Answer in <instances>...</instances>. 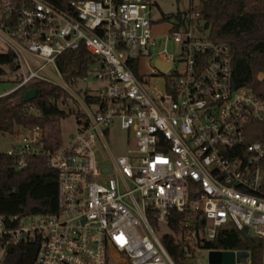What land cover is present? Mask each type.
I'll use <instances>...</instances> for the list:
<instances>
[{"label": "built area", "instance_id": "2783aa9c", "mask_svg": "<svg viewBox=\"0 0 264 264\" xmlns=\"http://www.w3.org/2000/svg\"><path fill=\"white\" fill-rule=\"evenodd\" d=\"M151 5L0 0V46L14 53L18 73L0 97L37 81L61 87L49 67L60 74L57 58L82 46L97 59L93 80L104 83L88 90L92 102L61 83L84 111L75 114L69 142L45 151L58 173V212L31 217L29 225L30 216L0 214V264L23 241L37 245L34 264H175L153 223L168 225L172 209L186 214L187 252L196 254L197 244L228 224L264 239V144L246 137L250 121L264 122V100L233 87L231 48L199 32L197 10L184 13L185 25L175 28L178 20L155 36ZM145 57L154 61L151 74L140 71ZM132 60H139V76ZM156 61L167 64L164 71ZM159 78L161 89L153 82ZM115 125L127 138V153L118 157L106 142ZM20 137L8 155L39 153L38 127ZM234 251L247 254L236 264L252 263L250 250Z\"/></svg>", "mask_w": 264, "mask_h": 264}, {"label": "trees", "instance_id": "16d2710c", "mask_svg": "<svg viewBox=\"0 0 264 264\" xmlns=\"http://www.w3.org/2000/svg\"><path fill=\"white\" fill-rule=\"evenodd\" d=\"M52 1L66 7L67 0ZM262 2L264 0H201L199 6L190 10L199 12L197 28L201 34L216 43L230 46L233 87H246L264 100V8H259ZM177 17L180 24L175 28L185 25L184 15ZM3 23L0 19V25ZM56 63L62 75L73 81L75 77L87 76L97 59L82 46L75 51L64 52ZM131 66L139 76V60H132ZM16 67L12 51L0 52V80ZM31 88L39 89V96L29 102L23 101L24 92ZM79 91L87 102L93 101L88 89ZM68 97L61 87L46 81H37L0 97L1 134L16 139L22 131H33L37 127L42 133L39 153L10 156L0 152V214L17 215L22 219L58 212V173L49 165L45 151L63 144L59 124L69 115L63 107L67 105ZM77 118H80L78 114ZM246 137L250 143L258 141L264 144V122L250 121ZM21 160L24 161L22 167L19 166ZM262 165L264 167V158ZM185 217V213L172 209L169 232L161 237L175 264H188L195 256L193 249L187 252L183 246L182 220ZM197 245L208 250H250L251 264H264V239L254 237L251 243L232 224L223 227L216 239L202 240ZM36 252L34 242H20L9 249L7 264H34Z\"/></svg>", "mask_w": 264, "mask_h": 264}, {"label": "rangeland", "instance_id": "374dc122", "mask_svg": "<svg viewBox=\"0 0 264 264\" xmlns=\"http://www.w3.org/2000/svg\"><path fill=\"white\" fill-rule=\"evenodd\" d=\"M201 0H152V17L154 19L153 22V33L155 36H162L167 33L172 25L176 23L178 19V15H184V13L188 12L191 7L199 6ZM259 8H264V2L259 4ZM164 17L168 19H164ZM172 49V46H170ZM6 48L0 46V52H5ZM98 68V64L94 63L90 66L89 72L87 76L84 77H75L73 81L67 80L61 73L59 74L52 66L49 67V71L52 72V78L54 81H57L58 84L63 87L69 97L67 98V105L63 106L65 111L69 113V115L63 119H61L59 124V136L64 144L69 142L71 137L75 134L77 130V122L76 115L77 113L83 112L84 108L81 103L74 97L73 93H71L68 89H66L61 83L65 82V84L75 93H80V89H88V90H96L97 88L102 87L104 84L101 80H93L95 70ZM155 69L154 61L149 60L147 57L142 59L140 71L143 74H151ZM18 73L16 71H8L5 76L0 80V95L13 89L16 85V78ZM158 88H162V80L156 79L153 81ZM23 139L16 138L13 139L8 134L0 133V152H7L12 145L19 144ZM106 142L110 148V151L115 157L125 155L127 152V138L126 133L122 129L119 128L118 125H115L110 129V131L106 135ZM103 156L107 163L109 162V155L106 151H103ZM107 158V159H106ZM35 218H27L24 221V224L29 225L32 224V221ZM155 230L160 237H163L165 233L169 232L168 225L164 223H160L158 226H155ZM212 250L201 249L199 250L195 256L190 259L188 264H211L215 256L211 253Z\"/></svg>", "mask_w": 264, "mask_h": 264}, {"label": "water", "instance_id": "95a60500", "mask_svg": "<svg viewBox=\"0 0 264 264\" xmlns=\"http://www.w3.org/2000/svg\"><path fill=\"white\" fill-rule=\"evenodd\" d=\"M156 66H158L161 71H164L167 64L156 61ZM39 94L40 91L37 88L27 89L24 92L23 101L29 102L37 98ZM104 170L108 171L109 168L106 167ZM242 233L249 242H254V237L248 232L247 228H245ZM211 253L215 256V259L211 264H236L237 262H241L247 256L244 251L236 252L234 250H212Z\"/></svg>", "mask_w": 264, "mask_h": 264}]
</instances>
